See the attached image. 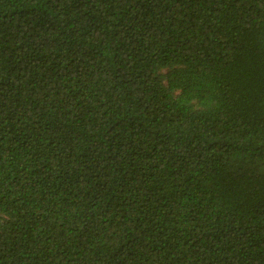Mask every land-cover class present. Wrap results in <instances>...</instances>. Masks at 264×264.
<instances>
[{"label":"trees","instance_id":"obj_1","mask_svg":"<svg viewBox=\"0 0 264 264\" xmlns=\"http://www.w3.org/2000/svg\"><path fill=\"white\" fill-rule=\"evenodd\" d=\"M0 264H264V0H0Z\"/></svg>","mask_w":264,"mask_h":264}]
</instances>
